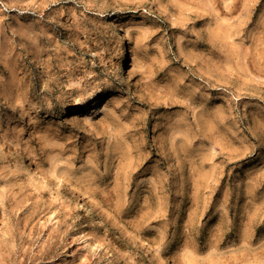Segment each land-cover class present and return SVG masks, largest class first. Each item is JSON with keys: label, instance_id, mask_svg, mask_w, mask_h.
I'll list each match as a JSON object with an SVG mask.
<instances>
[{"label": "rangeland", "instance_id": "1", "mask_svg": "<svg viewBox=\"0 0 264 264\" xmlns=\"http://www.w3.org/2000/svg\"><path fill=\"white\" fill-rule=\"evenodd\" d=\"M0 18V264H264V0H0Z\"/></svg>", "mask_w": 264, "mask_h": 264}, {"label": "bare ground", "instance_id": "2", "mask_svg": "<svg viewBox=\"0 0 264 264\" xmlns=\"http://www.w3.org/2000/svg\"><path fill=\"white\" fill-rule=\"evenodd\" d=\"M3 12V11H2ZM1 19V18H0ZM1 21V20H0ZM3 22H1V24H2ZM20 23V22H19ZM19 23H18V25H19ZM20 24H22V23H20ZM216 24V23H215ZM214 24V29H215V25ZM18 25H16V26H18ZM23 25V24H22ZM25 25V24H24ZM4 28V27H3ZM22 28H23V26H22ZM1 29V28H0ZM16 29H19L20 30V32H21V30L22 29H20V28H17L16 27ZM15 29V31H17ZM25 29H23V33L25 32L24 31ZM213 30V29H212ZM217 31V30H216ZM215 31V32H216ZM21 34V33H20ZM212 35H215L214 34V32H213V34ZM124 53V52H123ZM118 71H120V72H126V73H128L127 72V63L125 62V56L123 55L122 56V58L120 59V61H119V63H118ZM129 75V74H128ZM96 102V101H95ZM103 104V103H102ZM106 104L104 103L102 106L101 105H97L96 103H92V105L91 106H85L83 109H81V111H79L80 112V114H76V115H74V117H78V116H85V114H86V116L89 114V113H91V111H100V110H102V111H104L103 109H105V108H107V106H105ZM216 108V107H215ZM213 110H212V112H210V114H212L214 111H217V110H214V108H212ZM88 110L90 111V112H88ZM103 113V112H102ZM90 115V114H89ZM213 116V115H212ZM212 116H209V118H211ZM209 121L211 122V120L209 119ZM213 122V121H212ZM175 125H176V123H174ZM179 125V124H178ZM214 125V124H213ZM175 127H177V126H175ZM179 128V127H178ZM177 130V129H176ZM174 132H175V130H173ZM182 131V130H181ZM180 131V132H181ZM178 132H176V133H171V134H173V136H175L176 134H177ZM182 134H183V132H181ZM185 133V132H184ZM175 134V135H174ZM178 134H180V133H178ZM181 136V135H180ZM184 136H185V134H184ZM179 138V137H178ZM186 139V138H185ZM26 154V153H25ZM22 151H19V157H20V159L23 161V163L30 169V171L33 173V174H39L40 176H42L43 178H45L46 180H49V181H51L52 182V184H53V187L54 188H59L61 185H59V182H58V180L60 181V179H59V176L55 173V172H53L52 170H50V168L49 169H47V168H45V167H41V166H39V165H37V164H35L32 160H30L26 155H25ZM62 187V186H61ZM72 187V186H71ZM74 187V186H73ZM73 190V193L74 194H76L79 198H80V202H81V206H82V208L83 209H85V210H87L88 212H91L92 213V215L93 216H95V217H97V218H99V219H101L104 223H106L109 227H111V228H113L114 230H116V232H117V234L119 235V236H121V237H126V232H125V229L124 228H122V227H119V225H117L118 223L116 222V221H114L110 216H108L107 214L105 215V213L103 214V212H101L98 208H95V207H91L88 203H87V201H86V199L82 196V194H80V193H78L77 191H76V189H72ZM3 231V230H2ZM0 232H1V230H0ZM113 232V231H112ZM3 233V232H2ZM2 235V234H1ZM95 235V234H94ZM1 237V236H0ZM6 237V236H5ZM4 239V238H3ZM7 239V238H6ZM85 241V240H84ZM95 241V240H94ZM99 242V240L97 241V243ZM96 243V242H95ZM90 245V244H89ZM95 246H93V248H94ZM5 250V249H4ZM31 257H33V256H31ZM31 261V260H30ZM153 262V261H152ZM154 263V262H153ZM153 263H151V264H153ZM29 264V263H28ZM158 264V263H157Z\"/></svg>", "mask_w": 264, "mask_h": 264}]
</instances>
